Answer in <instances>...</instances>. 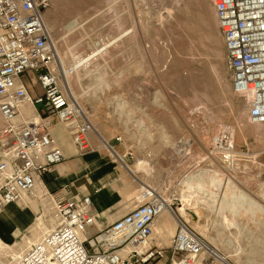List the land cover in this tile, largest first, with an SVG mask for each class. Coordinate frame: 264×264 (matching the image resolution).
<instances>
[{
    "label": "rangeland",
    "instance_id": "1",
    "mask_svg": "<svg viewBox=\"0 0 264 264\" xmlns=\"http://www.w3.org/2000/svg\"><path fill=\"white\" fill-rule=\"evenodd\" d=\"M110 1L53 0L45 14L60 53V72L68 77L99 138L90 135L104 138L126 155L130 167L144 162L146 174H152L138 178L158 189L175 211L183 203L198 205L197 211L186 207L190 225L208 246L228 256L230 264H264V128L250 122L247 103L233 92L212 0ZM202 1L206 10H200ZM238 124L244 126V134ZM225 126L234 130L239 154V165L230 169L211 153L214 137ZM61 128L65 129L59 124ZM88 140L90 148L80 154H103L90 136ZM126 171L112 169L113 180L125 191L138 190L140 183ZM196 180L211 197L189 190L187 185ZM227 180L246 189L261 206L244 209V198H239L218 211ZM191 192L206 202H184L182 196ZM50 195L37 201L36 213L28 209L33 214L31 227L43 213L44 225L53 228ZM138 196L128 199L120 216L142 203L137 204ZM116 218L109 219V225ZM103 220L96 229L104 228ZM28 230L9 244L25 248L22 239ZM6 260L12 261L0 259ZM194 264H211V259Z\"/></svg>",
    "mask_w": 264,
    "mask_h": 264
},
{
    "label": "built area",
    "instance_id": "2",
    "mask_svg": "<svg viewBox=\"0 0 264 264\" xmlns=\"http://www.w3.org/2000/svg\"><path fill=\"white\" fill-rule=\"evenodd\" d=\"M52 1L0 0V210L34 197L38 183L44 186V177L64 161L52 135L56 122L70 132L78 151L90 148L91 125L63 84L57 48L45 23ZM213 2L233 92L249 103L252 123L264 128V0ZM26 106L34 108L32 116L23 112ZM234 136L232 127L225 126L212 143V155L227 169L239 162ZM116 141L123 144L121 137ZM49 197L53 228L18 264H155L164 258L166 250L153 243L155 221L167 208L163 198L150 197L89 235L102 218L91 196ZM206 248L190 222L177 217L171 264L204 262Z\"/></svg>",
    "mask_w": 264,
    "mask_h": 264
},
{
    "label": "crops",
    "instance_id": "3",
    "mask_svg": "<svg viewBox=\"0 0 264 264\" xmlns=\"http://www.w3.org/2000/svg\"><path fill=\"white\" fill-rule=\"evenodd\" d=\"M56 123L53 126L52 135L56 145L62 150L65 159L44 177V186L48 192L63 195L66 198L91 196L94 209L102 214L97 226L104 221V218L107 221L104 226L106 228L123 217L125 214L120 216V211L126 208L124 204L135 194L139 193L137 198V204H139V201L144 202L154 194V191L158 190L140 179H137V182L140 183L138 190L125 191L122 187L120 188L113 180L111 171L112 169L126 170L122 164L110 160L101 140H96L97 138L95 139L93 135H90L92 144L102 150L103 154L94 152L80 154L67 130L63 128L60 130L59 124ZM151 174L150 172L146 175L150 177ZM144 187H147L145 192L142 191ZM38 204L37 201L25 198L24 203L10 205L0 210V240L3 243L11 246L15 245L9 243L33 225V223L30 225L33 220L32 212H37ZM30 208L32 212L28 211ZM115 217L117 218L109 225L108 220ZM95 229L96 227L91 229L89 233L93 235L102 230ZM176 231L177 219L171 213L164 212L155 221L153 243L166 250L164 258L155 264H171L169 249ZM172 234L174 236L171 240ZM164 241H167L170 245H163Z\"/></svg>",
    "mask_w": 264,
    "mask_h": 264
},
{
    "label": "bare ground",
    "instance_id": "4",
    "mask_svg": "<svg viewBox=\"0 0 264 264\" xmlns=\"http://www.w3.org/2000/svg\"><path fill=\"white\" fill-rule=\"evenodd\" d=\"M110 1V0H109ZM113 1V0H112ZM55 2V1H54ZM111 2V1H110ZM212 2H213V0H212ZM197 3V2H196ZM198 7V6H197ZM199 7H200V10H206L207 9V5H206V3L204 2V1H202V2H200V4H199ZM213 7H214V10H215V6H214V2H213ZM215 16H216V11H215ZM216 19H217V17H216ZM45 23H46V25H47V28L49 29V31L51 30V27H50V25L48 24V22L46 21V18H45ZM217 23H218V21H217ZM54 43H55V41H54ZM56 44V43H55ZM59 53V52H58ZM60 54V53H59ZM58 54V56H59V61H60V55ZM60 64V63H59ZM59 68H60V65H59ZM65 68V67H64ZM62 71V70H61ZM64 72V71H63ZM68 74V73H67ZM63 76H64V74H62ZM66 75V74H65ZM68 78V77H67ZM66 78V76L63 78V83H64V85H65V88H66V90L68 91V93L70 94V96L71 97H73L77 102H78V99H77V96H76V94L74 93V91L72 90V87H71V85H70V82L68 81V79ZM247 103V102H246ZM80 104V103H79ZM247 106H248V109L250 110V105H249V103H247ZM30 110V113L28 114L27 112V110ZM22 110H24L23 112L26 114V115H28V116H32L33 115V113H34V108L32 107V106H26V107H24ZM249 118V117H248ZM249 120H250V122L252 123V121H251V119L249 118ZM89 123H90V127H91V131L89 132V134H88V137L90 136V134H95V135H97L98 136V132H96L97 130H95L94 129V126H93V124H92V122H90L89 121ZM252 124H254V123H252ZM62 125V124H61ZM256 126H261V125H259V124H255ZM66 129V128H65ZM238 129H240L239 131L240 132H242V134H244V126L242 125V124H238ZM68 132V134L70 135V137H71V139H72V141H73V138H72V136H71V134H70V132L69 131H67ZM98 138H99V136H98ZM103 139L104 138H101V142L103 143V148H104V150H106V152L108 153V156L109 157H111L112 159V161H114V163L117 161V163H120V164H122V166L124 167V169H126L129 173H131V175H133L136 179H139L138 178V176L140 175V174H142V173H144V174H146V171H145V169H146V165H145V163L144 162H142V161H138L133 167H130L129 165H127L126 164V162L123 160L122 161V159L124 158V155L123 156H121L120 154H119V152H114L113 151V149L109 146V143L104 139V141H103ZM73 143H74V141H73ZM100 143V142H99ZM76 146V145H75ZM186 146V145H185ZM239 165V164H238ZM212 172V171H211ZM214 172V171H213ZM212 172V173H213ZM215 173V172H214ZM222 173V171L221 172H218L217 174L218 175H220ZM216 174V173H215ZM216 174V175H217ZM224 174V173H223ZM204 176V175H203ZM222 176V175H221ZM201 177V176H200ZM199 177V178H200ZM198 178V179H199ZM204 178V177H203ZM202 178V179H203ZM202 179L200 180L201 182H202ZM188 180H190V179H188ZM200 181H193L192 183H190L191 182V180H190V182L189 183H187V184H192V186H189V185H187L186 184V182H184L188 187H189V190L190 191H192L193 193H195V194H197V192L198 193H202V194H205V196L206 197H211V193H209V192H207L206 191V189L204 190H202L201 189V183H200ZM205 181V180H204ZM204 183V182H203ZM204 184H206V183H204ZM203 184V185H204ZM184 185V184H183ZM195 189H197V191H194ZM142 190H143V192H145V191H147V187H144V188H142ZM246 189H243V188H240L239 186H237L236 184H234L231 180H227V184H226V193H225V195H224V197L221 199V200H219L220 201V204H219V209H218V211L220 210V211H222V212H224V208L226 207V208H228L227 206L229 205V203H232L233 201H236V202H233V203H237V202H239V198H240V200L242 199V198H244V203L242 204V207H244V209H247V210H250V209H252V208H254V207H257V206H261V205H259L249 194H247L246 193V191H245ZM45 192H46V188H45V186H43L41 183H38V185H37V187H36V191H35V195H34V197H25V198H30V199H33V200H35V201H42V199L45 197ZM191 192V193H192ZM191 193H189L190 195H183L182 196V198L184 199V202H188V201H190L191 199H196V200H198L197 201V203H201L202 201L203 202H206L205 200H204V198H201L202 199V201L201 200H199L198 199V197L196 196V195H194L193 193L191 194ZM151 197H161V198H163L162 200L167 204V208L165 209V211L164 212H169V210H170V208L168 207V206H170V200H166L164 197L165 196H163V195H161L160 193H158V191H154V194L151 196ZM25 198H24V200L22 201V202H20V203H24L25 202ZM44 201V200H43ZM183 201V200H182ZM231 205V204H230ZM182 206V205H181ZM232 206V205H231ZM231 206H230V208H231ZM186 207H188V209L189 210H194V211H197V208H198V205H196V206H190V204L188 205V206H186L184 203H183V207L182 208H179V209H177V211H175V214H176V216L172 213V211L170 210V213L177 219V217L178 218H180V219H185L186 221H188L189 220V214H188V212H187V208ZM233 207V206H232ZM220 208H222L223 210H221ZM257 209V208H256ZM262 209V208H261ZM226 210H228V209H226ZM233 210H234V208H233ZM260 210V209H259ZM229 211V210H228ZM230 212V211H229ZM44 215L45 214H43V213H41V217L39 218V219H37L36 220V225H35V227H30L29 228V230H28V234H26L24 237H23V246L25 247V248H21L19 245H18V243H15V245H7V244H5V243H3L1 240H0V259H2V260H4V259H7L8 257L9 258H11L12 259V261H9V260H6V262L4 263V264H18V261H19V259L22 257V255H23V253H24V249H28V248H30L32 245H34V244H37V243H40L41 241H42V239H43V237H44V235L46 234V233H48L49 231H51V228L48 226V227H46L45 225H44V223H43V221L41 220V218H44ZM52 223L54 224V220H52ZM232 225V224H231ZM53 227V226H52ZM34 231V229H35V231H36V233L35 234H39L40 233V235H39V237L38 238H36V241H34L35 239H34V235L35 234H33V232H32V230ZM89 234V233H88ZM84 237H87V235L86 236H84ZM147 246H148V243H147ZM229 247H231V246H229ZM139 249H141V248H139ZM207 252H208V261L206 260V262H205V260H204V263H207V262H209L210 261V259H211V264H216V263H214V261L215 262H218L217 264H230L229 262H228V256H226V255H224V254H222V253H220V252H218L217 250H215V249H212L210 246H208L207 245ZM27 251V250H26ZM238 253V252H237ZM242 253H244V251H242ZM241 253V254H242ZM236 256H238V255H236ZM240 257V256H239ZM238 257V258H239ZM237 261V260H236ZM235 261V262H236ZM2 262V261H1ZM233 264V263H232Z\"/></svg>",
    "mask_w": 264,
    "mask_h": 264
}]
</instances>
